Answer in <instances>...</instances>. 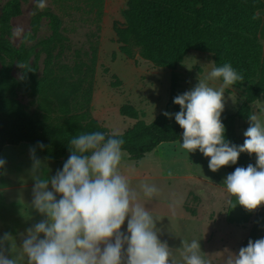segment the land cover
<instances>
[{
    "label": "rangeland",
    "instance_id": "rangeland-1",
    "mask_svg": "<svg viewBox=\"0 0 264 264\" xmlns=\"http://www.w3.org/2000/svg\"><path fill=\"white\" fill-rule=\"evenodd\" d=\"M4 1L0 0V7ZM19 1L21 13L11 19L8 41L15 49L30 48V56L22 64L24 68L12 65L15 87L7 98L20 102L33 118L57 128L82 130L96 124L120 134L151 122L166 110L172 71L141 58L137 49L133 58L120 51L114 27L125 24L128 0H44L43 7H38L36 0ZM44 12L59 20L52 40L48 20L36 19ZM17 28L21 30L17 32ZM210 61L214 62L211 53L190 51L175 70L176 95L192 88L198 80L219 87L220 80L207 79L213 66ZM1 67L0 61V80ZM247 89V85L224 89L222 113L235 114V133L241 144L250 113H257L264 122V94L250 103L248 110L240 111ZM56 93L67 105L59 104ZM180 142L181 137L176 142L162 143L138 160L123 151L121 170L131 172L134 187L138 188L141 180L158 187L155 197L142 202L158 219V237L168 244L177 260L181 240L195 238L210 264H223L229 252H238L252 220L244 225L226 220L228 193L223 180L230 171L223 166L210 170L207 157L198 150L188 153ZM33 147L42 161L38 174L52 176L63 164L45 157L29 143L3 149L6 163L0 173V235L8 233L12 237L4 242L8 257L19 252L24 230L43 218L31 207L34 181L29 150ZM175 200L180 203L172 210L169 205Z\"/></svg>",
    "mask_w": 264,
    "mask_h": 264
},
{
    "label": "clouds",
    "instance_id": "clouds-1",
    "mask_svg": "<svg viewBox=\"0 0 264 264\" xmlns=\"http://www.w3.org/2000/svg\"><path fill=\"white\" fill-rule=\"evenodd\" d=\"M36 2L38 7L44 6V0ZM20 30L17 28V32ZM209 64L213 66L207 79L220 80V86L198 80L192 88L173 97L179 111L162 114L174 118L182 129L180 147L188 153L198 150L208 158L212 171L236 164L240 153L255 154V165L237 166L223 180L227 205L238 203L253 210L264 204V122L257 113H250L243 143L226 139L221 119L224 89L242 81L243 75L227 62ZM67 143L70 154L52 176L38 174L42 161L35 147L30 148L34 181L31 207L43 218L24 230L15 256L5 255L4 242L12 240L10 234L0 235V264H210L198 239L181 240L179 260L159 239L158 219L142 202L155 197L159 189L145 180L134 187L131 172L121 170V137L81 131ZM37 146L45 147L39 141ZM5 163L0 157V170ZM179 203L173 201L170 209ZM223 264H264V236L249 239L236 253L229 252Z\"/></svg>",
    "mask_w": 264,
    "mask_h": 264
},
{
    "label": "trees",
    "instance_id": "trees-1",
    "mask_svg": "<svg viewBox=\"0 0 264 264\" xmlns=\"http://www.w3.org/2000/svg\"><path fill=\"white\" fill-rule=\"evenodd\" d=\"M263 0H128L124 11L125 24L115 26L114 31L120 51L133 58L134 49L141 58L153 65L171 70V83L167 112L178 111L173 103L176 96L177 75L175 70L190 51L211 53L217 66L227 62L243 75L235 85L248 86L245 104L240 111L248 110L249 104L264 94V51L259 38L262 24L260 11ZM21 13L19 0H5L0 7V157L7 145L29 143L37 146L42 142V154L54 161L64 162L69 153L68 140L81 131L110 132L107 128L91 124L82 130L73 127L57 128L33 118L18 101L7 98L15 87L11 75L12 65L24 64L30 56V48L12 47L11 19ZM48 20L52 40L59 27L58 18L50 13H39L37 20ZM56 99L62 106L67 101L58 93ZM225 137L232 143L238 142L235 133V114L222 113ZM182 129L172 117L159 114L149 123H140L131 129L116 134L124 141L122 145L129 158L138 160L155 150L160 144L176 142ZM208 159V158H207ZM255 165V154L240 153L236 164L223 166L232 172L237 166ZM3 170H0L2 173ZM225 218L230 223H249L250 230L241 242L246 246L249 239L264 235V204L247 210L238 203L227 207Z\"/></svg>",
    "mask_w": 264,
    "mask_h": 264
},
{
    "label": "crops",
    "instance_id": "crops-1",
    "mask_svg": "<svg viewBox=\"0 0 264 264\" xmlns=\"http://www.w3.org/2000/svg\"><path fill=\"white\" fill-rule=\"evenodd\" d=\"M263 2H264V0H263ZM259 13L262 16V24L260 26V30H259L258 35H259V38L261 40L262 48H263V51H264V8ZM3 171H4V169H3Z\"/></svg>",
    "mask_w": 264,
    "mask_h": 264
}]
</instances>
